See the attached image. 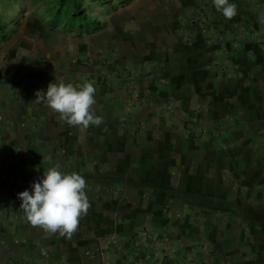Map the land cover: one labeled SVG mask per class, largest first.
Here are the masks:
<instances>
[{
  "label": "crops",
  "instance_id": "crops-1",
  "mask_svg": "<svg viewBox=\"0 0 264 264\" xmlns=\"http://www.w3.org/2000/svg\"><path fill=\"white\" fill-rule=\"evenodd\" d=\"M229 2L231 20L213 0H130L93 32L35 17L0 38V264H264V0ZM85 80L99 126L33 102ZM57 164L87 183L71 239L20 209Z\"/></svg>",
  "mask_w": 264,
  "mask_h": 264
},
{
  "label": "clouds",
  "instance_id": "clouds-1",
  "mask_svg": "<svg viewBox=\"0 0 264 264\" xmlns=\"http://www.w3.org/2000/svg\"><path fill=\"white\" fill-rule=\"evenodd\" d=\"M213 4L229 20L237 15V5L229 0H213ZM259 20L264 23V16ZM95 93L94 84L87 80L78 84L50 82L46 92H35L33 102L59 114L64 123L87 129L104 123L103 117L93 111ZM86 187L85 178L77 172L65 173L58 164L50 166L43 169L42 178L38 177L32 183L31 192L26 189L18 193L20 209L32 227L71 239L78 229L80 218L87 215L91 206ZM41 254L47 256V249L41 247Z\"/></svg>",
  "mask_w": 264,
  "mask_h": 264
},
{
  "label": "trees",
  "instance_id": "trees-1",
  "mask_svg": "<svg viewBox=\"0 0 264 264\" xmlns=\"http://www.w3.org/2000/svg\"><path fill=\"white\" fill-rule=\"evenodd\" d=\"M10 2L11 0H6ZM42 11L38 14L41 27L55 29L61 27L64 31L75 34L89 33L104 25L99 19L101 13H109L130 0H41ZM99 7V10L94 6ZM105 8V12L102 11ZM21 13V6L17 7ZM20 19L0 13V38L8 39L17 30Z\"/></svg>",
  "mask_w": 264,
  "mask_h": 264
},
{
  "label": "rangeland",
  "instance_id": "rangeland-1",
  "mask_svg": "<svg viewBox=\"0 0 264 264\" xmlns=\"http://www.w3.org/2000/svg\"><path fill=\"white\" fill-rule=\"evenodd\" d=\"M41 5H43L41 0H11L10 2L0 0V13L5 16V18L13 16L14 18L20 19L21 25H23L24 22L29 19L35 22H37L35 17L40 19L38 14L42 11ZM18 6L22 8L21 13L17 11ZM94 7L99 10V7H96V5ZM102 11L105 12V8H102ZM55 30H59L65 34H75L74 32L64 31L61 27L55 28ZM112 56L115 59L119 57V55L114 53H112ZM124 68L125 67H121L119 70H125L126 68Z\"/></svg>",
  "mask_w": 264,
  "mask_h": 264
},
{
  "label": "built area",
  "instance_id": "built-area-1",
  "mask_svg": "<svg viewBox=\"0 0 264 264\" xmlns=\"http://www.w3.org/2000/svg\"><path fill=\"white\" fill-rule=\"evenodd\" d=\"M149 237H150V235H148ZM153 238H154V236H153ZM157 238V237H156Z\"/></svg>",
  "mask_w": 264,
  "mask_h": 264
}]
</instances>
